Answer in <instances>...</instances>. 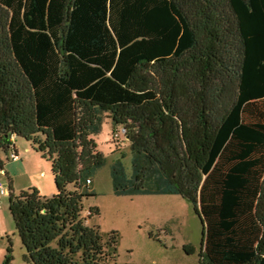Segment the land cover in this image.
Wrapping results in <instances>:
<instances>
[{"label":"trees","instance_id":"16d2710c","mask_svg":"<svg viewBox=\"0 0 264 264\" xmlns=\"http://www.w3.org/2000/svg\"><path fill=\"white\" fill-rule=\"evenodd\" d=\"M103 114L131 149L130 171L110 166L116 195L187 199L198 264H264V0H0V170L20 137L56 188L9 185L24 262L133 264L81 216Z\"/></svg>","mask_w":264,"mask_h":264},{"label":"rangeland","instance_id":"374dc122","mask_svg":"<svg viewBox=\"0 0 264 264\" xmlns=\"http://www.w3.org/2000/svg\"><path fill=\"white\" fill-rule=\"evenodd\" d=\"M115 132L113 133V129ZM97 149L105 156V164L92 176L89 184L95 195L83 199L81 216L86 223L99 228L102 234L117 230L120 235L118 262L133 264H198L202 224L193 205L179 194L116 195L113 192L110 166L120 159L130 171L131 149L120 124L114 125L103 114L99 129L91 134ZM18 163L4 155L10 164V175L16 193L36 187L41 194L56 192L51 163L35 150L30 141L17 138ZM12 151V150H11ZM10 153V152H9ZM0 181L8 189V176L0 170ZM9 192L0 196V263L11 241L13 264L24 262L25 249L16 232L8 209ZM96 206L99 214L88 218V209ZM184 246L193 248L187 253Z\"/></svg>","mask_w":264,"mask_h":264},{"label":"crops","instance_id":"0c3cea01","mask_svg":"<svg viewBox=\"0 0 264 264\" xmlns=\"http://www.w3.org/2000/svg\"><path fill=\"white\" fill-rule=\"evenodd\" d=\"M14 151L17 153L18 156L19 155V150H18V146H17V139L14 140ZM8 157H9V154H8ZM10 159V158H9ZM14 163L13 164H16L18 163V160H13ZM2 172L8 176V180H9V184H8V192L10 191L9 189V185L11 186L12 188V192L16 193V190H15V187H14V180L12 178V176L10 175V164H8L7 166L4 165V168L2 169ZM39 190V189H38ZM41 193V192H40ZM1 208V207H0Z\"/></svg>","mask_w":264,"mask_h":264},{"label":"built area","instance_id":"2783aa9c","mask_svg":"<svg viewBox=\"0 0 264 264\" xmlns=\"http://www.w3.org/2000/svg\"><path fill=\"white\" fill-rule=\"evenodd\" d=\"M122 131L124 132V129L123 128H122ZM9 158L11 160H16V159H18V155H17V153L14 150H12L9 153ZM86 183L87 184H90L91 183L90 179H87L86 180ZM7 193H8L7 188L4 186L3 182L0 181V196L5 195ZM0 207H1V204H0Z\"/></svg>","mask_w":264,"mask_h":264}]
</instances>
